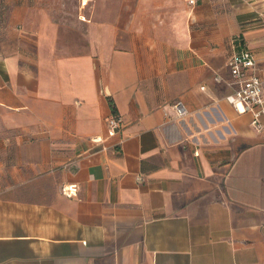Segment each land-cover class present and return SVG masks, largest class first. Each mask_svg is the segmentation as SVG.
<instances>
[{
    "label": "crops",
    "instance_id": "1",
    "mask_svg": "<svg viewBox=\"0 0 264 264\" xmlns=\"http://www.w3.org/2000/svg\"><path fill=\"white\" fill-rule=\"evenodd\" d=\"M245 47L264 0H0V264H264Z\"/></svg>",
    "mask_w": 264,
    "mask_h": 264
},
{
    "label": "built area",
    "instance_id": "2",
    "mask_svg": "<svg viewBox=\"0 0 264 264\" xmlns=\"http://www.w3.org/2000/svg\"><path fill=\"white\" fill-rule=\"evenodd\" d=\"M192 5L197 0H188ZM229 72L231 74L230 84L234 86L233 93L226 96V99L235 105L240 112L251 111L253 113L252 124L257 131H262L264 125L262 116L264 115V76L257 75L254 71L256 66V58L251 50L242 48L236 50L227 62ZM173 108L177 111L179 117H185L188 114V108L183 101H177L173 104ZM122 127V118L119 114H113L109 118L108 132L110 136H115ZM76 185H69L63 188L66 195L71 196L77 193Z\"/></svg>",
    "mask_w": 264,
    "mask_h": 264
},
{
    "label": "trees",
    "instance_id": "3",
    "mask_svg": "<svg viewBox=\"0 0 264 264\" xmlns=\"http://www.w3.org/2000/svg\"><path fill=\"white\" fill-rule=\"evenodd\" d=\"M109 100H110L109 102H110V106L112 108L113 114H117L118 112H117V108H116V105H115L114 101L111 100V98H109Z\"/></svg>",
    "mask_w": 264,
    "mask_h": 264
}]
</instances>
